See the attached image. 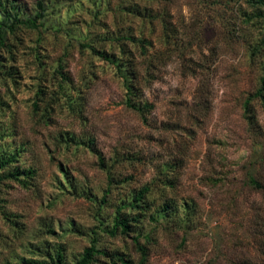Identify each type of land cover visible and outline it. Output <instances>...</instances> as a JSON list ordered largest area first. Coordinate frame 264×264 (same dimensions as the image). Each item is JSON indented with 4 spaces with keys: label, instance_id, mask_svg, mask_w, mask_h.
<instances>
[{
    "label": "rangeland",
    "instance_id": "obj_1",
    "mask_svg": "<svg viewBox=\"0 0 264 264\" xmlns=\"http://www.w3.org/2000/svg\"><path fill=\"white\" fill-rule=\"evenodd\" d=\"M263 13L0 0V264H264Z\"/></svg>",
    "mask_w": 264,
    "mask_h": 264
},
{
    "label": "trees",
    "instance_id": "obj_2",
    "mask_svg": "<svg viewBox=\"0 0 264 264\" xmlns=\"http://www.w3.org/2000/svg\"><path fill=\"white\" fill-rule=\"evenodd\" d=\"M262 17L264 19V13L262 14ZM6 31H8L9 33L14 31L13 28V24H9L7 23V21H0V45H4L5 43V39H6ZM130 88V87H129ZM264 91V85L261 87V91ZM259 91L257 93V96H259L260 98H262L264 100V95L262 94V92ZM129 100V99H128ZM144 108H146V105L143 107H140L138 109L139 112H143ZM8 164L7 160H3L0 157V169L3 168L5 165ZM28 175L30 177L31 172H28ZM10 176L14 179H16V175L11 173ZM148 189L146 187L142 188L140 191L137 192V194L133 197V207L134 208H139L140 205L138 203H140L142 201V199L144 198V195L147 193ZM119 232L121 235H128L131 232V226H130V222L126 219V218H115V223H114V229L113 231H111V234H115ZM98 251L93 247L90 246L88 248H86L83 251V254L81 256L80 259H78L75 264H91L93 262L94 259V255L97 253ZM143 252V251H142ZM59 256V255H58ZM118 261L120 262V264H131L129 261L125 260L124 258L118 257Z\"/></svg>",
    "mask_w": 264,
    "mask_h": 264
}]
</instances>
